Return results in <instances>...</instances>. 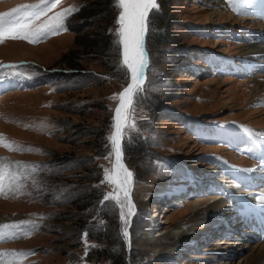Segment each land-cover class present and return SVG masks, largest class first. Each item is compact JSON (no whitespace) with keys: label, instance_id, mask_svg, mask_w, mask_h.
<instances>
[{"label":"rangeland","instance_id":"rangeland-1","mask_svg":"<svg viewBox=\"0 0 264 264\" xmlns=\"http://www.w3.org/2000/svg\"><path fill=\"white\" fill-rule=\"evenodd\" d=\"M51 3L0 0V13L39 5L16 14L43 10L39 18L31 16L32 28L45 22L55 26L50 18L56 13L78 8L61 27L35 42L5 38L0 43V64L5 66L0 69V134L23 148L39 149L0 146V225H18L6 229L0 239V264H128L125 231L127 235L150 231L158 237L188 217L191 206L186 204L201 206L206 215L211 196L234 204V196L248 194V185L254 183L249 195L264 206V195H257L264 192V177L252 176L253 180L229 166L253 162L258 156L252 142L256 136L264 144V87L256 80L264 72L255 73L264 59H241L247 57L243 53L249 39L264 34V0H238V11L225 0H157L159 10L151 12L148 25L147 77L134 97L130 119L134 127L125 129L123 139L135 206L128 231L129 201L122 187L105 180L103 171L111 173L115 165L107 138L118 94L128 79L116 22L120 10L116 0L109 13L102 10V0H60L49 10ZM215 4L223 8L219 18L209 10ZM103 35L110 36L105 52L100 50ZM216 164L220 173L205 185L214 190L183 202L171 198L175 204L164 207L145 195L157 186L187 182L184 166L200 174L202 168ZM216 180L220 184L214 185ZM91 189L96 199L79 209L84 202L77 194ZM108 194L121 203L105 201ZM234 212L232 208L226 214ZM217 226L221 233L228 230ZM220 240L232 243L220 233H207L193 247L166 253L154 262L136 246L131 262L200 264ZM249 252L215 264H240Z\"/></svg>","mask_w":264,"mask_h":264},{"label":"bare ground","instance_id":"bare-ground-1","mask_svg":"<svg viewBox=\"0 0 264 264\" xmlns=\"http://www.w3.org/2000/svg\"><path fill=\"white\" fill-rule=\"evenodd\" d=\"M209 7H210L209 10L214 14V17L219 18L221 15H223V12H222L223 8L221 7V5L215 4L214 6L209 5ZM263 9H264V6H263ZM263 19H264V16H263ZM249 43L250 44L248 48L246 47L247 49L244 50V53H243L247 55V57L245 58L241 57V59L248 60L251 57L264 59V34L260 33L258 35H254L253 37L249 39ZM145 50L147 53V67H145L144 69V78H145L144 82L146 81L147 69L149 67V55L146 49V39H145ZM257 71L264 72V65L260 64L258 69L255 71V73ZM256 80L257 82H259L261 86L264 87V75H261V77L258 76ZM128 82H129V73H128L127 83ZM262 91L264 92V90ZM119 105H120V99L118 98V102L115 106V109ZM115 109L113 113V123H114V117L116 116ZM113 131H115V129ZM111 135H112V132H111ZM123 139L121 140L122 148H123ZM258 145H260L262 149H264L262 144L258 143ZM112 152H113L114 164L116 166V171L119 173L120 179L123 180L124 175L119 170V165L117 164V161H116L115 152L113 150ZM263 162H264V154H263ZM31 166H34V165L31 163ZM229 166L232 169H235L236 170L235 172H237L238 175H239V171H242L244 173L246 172L247 175L253 180L255 179L259 180L261 179L262 176H264V171L262 173H257V174H255V172L252 173L253 170L255 169L257 170L264 169V165L262 166L261 164L255 166V168L250 167V166L238 168L233 164H229ZM220 171L221 170L219 169L218 174L220 173ZM9 174H11V172L10 173L8 172L7 176H9ZM252 174L257 176V178L254 179V177H252ZM243 177H246V176H243ZM213 178L214 176L210 177L209 181L212 182ZM21 179L22 178H19L18 181ZM224 182L228 183L229 181L224 180ZM217 183L220 184V182H217V180L214 181V185H216ZM253 185L254 183L253 184L251 183L248 185L249 189L251 188L248 191V194H245V195L239 194V196L235 195L234 204L228 203L227 200H218L219 199L218 195L211 196L212 200L209 205L208 213H206V215H202L201 206L197 204H190V203L186 204L185 206H189V205L191 206L188 217L183 219L180 223L172 227H168L165 231H163V233H159L158 237L151 235L150 231H142V232L135 233V234L129 233V235H127V238H126V247H125L128 264H132L131 262L132 250L135 249L136 246L137 248L144 250L148 254L147 256H149V259L153 258V262H154L160 259L166 253L175 254L177 252H180L183 249H189L193 247V243L195 242V240L197 238H201L207 233L209 234L212 233L213 236H216L218 235V233H220L228 237V239H230L232 243H230V241L220 240L219 245L214 250V252L208 251L211 254L207 255L206 258L203 259L200 264H215V262L221 260L222 258H227V256H233V259H234L236 257H240L239 255L241 253L246 252L248 249H250V252L246 256L245 255L242 256V260L240 264H264V206H261L259 203H255L253 201V197L249 195V194L254 193V192H251V190L255 188V185L254 186ZM125 187H126V190L128 191L130 190V194H132V175L130 178H128V183L122 187L123 195H125L124 194ZM171 187L172 186L170 185L157 186L156 188H154L153 190H151L145 195H147V199L150 200L152 197L160 196V194L169 193V190L171 189ZM220 187L217 188L219 189L218 194H221ZM257 195L258 196L264 195V192H261V193L258 192ZM129 204L131 203H128V219L129 217L130 219H132L135 206L130 209ZM199 204H202V202ZM131 205H134L133 202ZM262 205H264V202ZM232 208L235 209V212L231 216L230 214H226V211H230ZM250 218H252L251 219L252 221L249 222ZM221 219L222 221H220ZM225 220L227 222L226 224L223 225V228L225 230L227 228L228 230L227 232L221 233L218 230L219 226H217V224L218 225L220 224L221 226V224ZM229 224L235 225L236 229L233 228V225L228 226ZM215 226H216V229H215ZM239 226H243V229L241 230L237 229V227ZM208 227H210V229H208ZM248 229L251 231H249ZM129 230H130V226H129ZM255 242L259 244L253 245ZM166 243L170 244L171 247L167 248V246L164 245ZM234 245L235 247H232ZM223 263H225V261ZM226 264H233V262H227Z\"/></svg>","mask_w":264,"mask_h":264},{"label":"snow or ice","instance_id":"snow-or-ice-1","mask_svg":"<svg viewBox=\"0 0 264 264\" xmlns=\"http://www.w3.org/2000/svg\"><path fill=\"white\" fill-rule=\"evenodd\" d=\"M41 2L48 3V0H41ZM59 2L60 0H52V3L49 4V10ZM225 5L231 7L233 11L239 10L238 0H225ZM37 7L39 5L25 4L13 8L10 12L0 13V43L5 38L26 39L29 42H35L45 32L53 31L54 28L61 27L63 20L69 14L78 11V8L75 6L69 7L56 13L54 18H50V20H55V26L50 22H45L35 28L31 27V16L35 15L36 18H39L43 14V10L34 14L25 12L24 16L16 15L21 10ZM116 7L120 10L116 22L120 25L118 31L122 37L121 43L123 44L122 65L127 69L130 77L127 86L118 94L120 105L115 109L116 116L114 117V123L112 125L115 131L107 139L110 141L112 150L115 152L116 161L119 165L120 172L124 175V179H120L115 165L111 173L108 169H104L103 171L107 182L116 184L118 187H123L128 183V178L131 177L132 173L120 163L122 158L121 140L124 136V130L134 127V124L130 123L133 99L143 90L144 69L147 67V53L142 50V38L148 28L149 13L158 11L159 5L157 0H116ZM4 67V65L0 64V69ZM7 67L15 68L17 66L7 65ZM0 146L7 147L9 150L39 151V149L23 148L14 141H7L2 134H0ZM105 158L107 159L108 157ZM0 194H3L2 189H0ZM124 194L127 197L126 187L124 188ZM110 198L116 199L117 204L121 203L118 198L112 197L111 194L105 195L104 200L107 201ZM132 207L134 205L129 204V208L131 209ZM121 218L123 219V213H121ZM11 227H18V225H0V239L5 237V230ZM124 235L127 237L126 231ZM84 236L86 237L87 233H84ZM13 255L24 256L26 254L14 253ZM85 255H87V245Z\"/></svg>","mask_w":264,"mask_h":264},{"label":"trees","instance_id":"trees-1","mask_svg":"<svg viewBox=\"0 0 264 264\" xmlns=\"http://www.w3.org/2000/svg\"><path fill=\"white\" fill-rule=\"evenodd\" d=\"M103 1V6H102V10L106 13H109L111 12V9H112V0H102ZM150 16H151V13L149 15V23L148 25H150ZM110 36L109 35H103L102 36V39H103V42H102V45L100 47V50L105 52V50L109 47L110 45ZM150 43H151V40H150V36L148 37V31H147V36H146V49H147V52L148 54H150ZM128 80V79H127ZM127 84V83H126ZM125 84V85H126ZM134 101V100H133ZM124 144H123V150H124ZM124 158L126 159V151L124 150ZM126 163V162H125ZM127 165V164H126ZM128 167V166H127ZM78 195V200H81L83 201V207L82 206H77L79 209H85L87 207L86 205V202L89 203V202H94V200L96 199L97 197V194L96 192H94V190H89L88 192H80L77 194ZM100 196V194H99ZM98 196V197H99ZM122 258V257H121Z\"/></svg>","mask_w":264,"mask_h":264},{"label":"water","instance_id":"water-1","mask_svg":"<svg viewBox=\"0 0 264 264\" xmlns=\"http://www.w3.org/2000/svg\"><path fill=\"white\" fill-rule=\"evenodd\" d=\"M151 13V12H150ZM150 13H149V15H150ZM147 31H148V28H147ZM147 31L143 34V38H142V50L143 51H145L146 52V50H145V39H146V36H147ZM129 77H130V74H129ZM145 79V78H144ZM129 83V82H128ZM127 83V84H128ZM127 84L123 87V89L127 86ZM123 89H121V90H123ZM120 90V92L119 93H121L122 91ZM114 113V112H113ZM114 129H112V133L114 132L113 131ZM124 137V136H123ZM123 139V138H122ZM121 148H122V145H121ZM120 163H122L125 167H126V163H125V161H124V152H123V148H122V158H121V160H120ZM127 168V167H126ZM127 193H128V195H127V199H128V201H129V203H131L132 204V197H131V194H130V190L128 191L127 190ZM130 223H131V219H130V217H129V219H128V222H127V226H126V229H127V231H128V227L130 226Z\"/></svg>","mask_w":264,"mask_h":264}]
</instances>
